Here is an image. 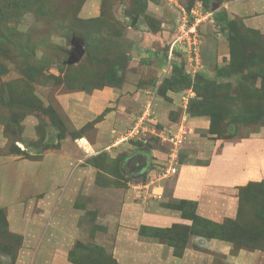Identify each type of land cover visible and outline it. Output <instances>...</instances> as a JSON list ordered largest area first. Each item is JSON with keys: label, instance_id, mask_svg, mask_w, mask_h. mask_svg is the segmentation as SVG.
<instances>
[{"label": "rangeland", "instance_id": "obj_1", "mask_svg": "<svg viewBox=\"0 0 264 264\" xmlns=\"http://www.w3.org/2000/svg\"><path fill=\"white\" fill-rule=\"evenodd\" d=\"M200 2L0 0V158L4 163H34L48 157L49 163L51 159L53 165L57 163L58 204L48 208L28 202L31 200L23 197L28 192H23L20 201L32 203L31 213L35 215L52 213L56 221L46 243L58 237L65 249L70 244L67 257L71 264H115L110 254L115 217L124 193L136 186V178L123 168L122 156L132 146L141 148L146 144L132 141L134 138L111 145L127 132L138 114H147L141 123L140 138L170 155V138L180 134L182 147L193 143L190 151L204 153L199 159L193 155L189 159L192 162H205L210 144L241 139L264 126V97H254L264 93V30L253 29L258 25L248 27L243 21V15L252 18L254 12L264 10V0H210L208 8L203 5L202 10L207 11L225 9L234 23L229 29L227 22L207 20L197 29L203 38L198 81L206 88H193L192 95L161 89V82L171 72L167 62L166 67L161 65L162 53L166 50L168 54L171 46L179 44L181 18ZM234 3L238 14L226 8ZM259 19L264 23L262 17ZM232 33L237 42L247 40L246 54H242L239 70L223 78L214 65L228 62V36ZM73 40L82 42L84 52L78 62L69 64ZM174 50V62L181 64L184 71L183 54L178 47ZM103 88L112 89L114 94V89L121 90L120 96L115 97L116 93L106 104L108 97L102 99L95 93ZM133 89L136 102L128 97ZM196 96L210 106L213 100L220 105L233 102L239 121L233 119L235 115L221 120L216 114L215 134L193 125L192 118L209 119L187 113L185 99ZM130 105L132 111L128 110ZM112 114V126L107 128L102 121L111 122L110 117H105ZM183 148L175 159L184 160ZM161 160L156 163L160 174L168 164ZM9 170L12 178L17 177L14 163ZM26 174L32 176L29 183L39 178L35 171ZM148 179L147 175L138 177L146 183ZM169 179L163 184L166 195L170 193ZM33 191L32 196L37 198ZM41 192L44 199L45 191ZM241 205L243 223L238 228L245 233L241 232L239 238L264 247V184L245 191ZM168 206L176 209L178 204ZM18 236L9 230L6 210L0 208V264L15 263L22 240ZM45 249L43 244L39 258ZM53 255L54 262L64 264V254Z\"/></svg>", "mask_w": 264, "mask_h": 264}, {"label": "crops", "instance_id": "obj_2", "mask_svg": "<svg viewBox=\"0 0 264 264\" xmlns=\"http://www.w3.org/2000/svg\"><path fill=\"white\" fill-rule=\"evenodd\" d=\"M235 5L236 3L226 8L234 11ZM235 13L238 14V11ZM252 15V18H249L251 15H243L244 23L249 25L248 27L250 24L258 25L253 29L263 31L264 23L259 18L264 19V10L256 11ZM114 90L117 96L110 88L96 90L95 93L102 95L100 96L102 99L106 95L108 97L106 104H108L109 99L120 96L121 90ZM135 90H131L128 97L136 102ZM104 104L103 101L101 108ZM128 110L132 111V105ZM107 117H110L111 122L104 120L102 123L105 122L104 126L109 128L112 126L113 114L107 115L105 119ZM191 123L200 126L204 131L209 127V120L203 118H192ZM103 132L104 130L101 133ZM192 145L193 143L189 147L178 148V153L182 148L184 149L183 161L178 158L172 161L169 153L160 152L147 145L141 148L132 146L128 151L124 162L134 157H142L145 160V167L139 175H147L150 179L144 187L137 189L132 187L134 190H128L123 196L121 195L122 201L114 221L115 229L110 251L112 259L117 264H264V251L236 248L230 241L190 234L178 256L174 252V247L166 242L151 235L139 236L138 231L141 226L156 229L190 226V220L184 218L180 211L168 206L170 203L177 204L181 201L196 202L195 214L200 218L216 224L227 222L231 225L240 224L241 190L246 189L250 184L264 182V126L244 138L210 144V154L205 162L189 160L193 155L197 159L204 155L200 151L197 153L190 151L193 149ZM198 146L197 142L196 147ZM160 160L162 163L164 161L168 163L161 172L170 165L176 170L173 175L168 176L171 178L168 180L170 182L168 195L165 194V185H163L167 177L162 176L160 171L157 172L159 167L156 163ZM172 162L174 163L171 164ZM11 163H14V167L18 169L17 177L14 178L9 170ZM125 163H122L123 168ZM27 171H35L36 178L39 177L36 183L30 182L32 188L29 183L32 176H28ZM125 172L136 175L131 170ZM58 181V165L57 163L53 165L52 159L49 163L48 157L34 163L18 160L4 163L0 158V208L6 210L9 230L22 239L14 264H60L56 263V260L53 261L55 259L53 252L64 254L63 263L71 264L67 257L71 249L70 244L68 246L70 248L65 249L64 244L60 246L58 237H54L51 244L46 243L51 237V229L56 221L52 213L35 215L31 213L33 204L25 205L31 200L28 202L35 201L36 205L45 204V207L54 208L58 204ZM42 190L45 191L44 199L41 197ZM30 191L36 192L37 198L33 197L35 193ZM23 192L28 193L23 195ZM22 195L28 199L26 203L20 201ZM43 244L46 247L45 254L39 258L38 251Z\"/></svg>", "mask_w": 264, "mask_h": 264}, {"label": "trees", "instance_id": "obj_3", "mask_svg": "<svg viewBox=\"0 0 264 264\" xmlns=\"http://www.w3.org/2000/svg\"><path fill=\"white\" fill-rule=\"evenodd\" d=\"M201 1H202L201 2L202 6L204 5L205 8L209 7L210 0H201ZM221 11L222 10L217 9L213 13V21L215 23L220 22V21L227 22L229 24V29H232L233 27L231 28V26H232V24L234 25V23L231 22L230 19L228 18L225 9L222 12ZM200 38H202V36ZM228 38H229V44H230L229 53H228L229 55H228V59H227L228 62L226 64H222V65H218V66L214 65V68L217 70L218 75L223 77V78H230L233 75L234 71L239 70L240 63L243 60L242 54L245 53V49H246L245 43L247 42V40H244V39L240 40L242 42H239V41L237 42L236 37L234 36L233 33L230 34V36H228ZM202 42H203V38L201 39V44L199 45V56H200V64L201 65H203V55H202L203 45H202ZM179 52H181V54H183L184 71H183L181 64L174 62L175 54H177V53H175V51H174V53H173L174 55L172 56V59H170L169 63H168V57H167L166 50L162 53V56H161V63L162 64L161 65L163 67H166V62H167L168 66L169 67L171 66L170 67L171 72L169 74L170 76L166 77V79L163 82H161V84H162L161 89L165 90V91H168L171 89H175V90H179V91H186L188 89H192V91H193V88L194 89L206 88L205 84L198 81V76H199L198 71L195 73L194 76H192L190 73H188V71H187L188 68H187V64H186V60H185V53L182 51H179ZM156 54H153V55H156ZM245 59L246 58H244V60ZM172 60H173V62H172ZM113 68H115V67H113ZM115 72H116V70L113 69L112 75L115 76ZM114 88H118V87H114ZM257 95L264 97L263 92H258V94L254 95V97H256ZM186 110H187V113L192 117H203V116H205V117L209 118L208 119L209 120V127L207 129V132L209 134H215L217 131V125L215 124V119L217 120V118L215 117L216 114H218V117H220L222 120L223 118L231 119V116L235 115V113H236L235 106L233 105V102H232V104L225 102L224 105H220L219 102H216L213 100V104L210 106L207 103H204L203 100L201 101V98H199V96H196L195 98H191V99L189 98L188 99ZM239 110L241 111L240 108H239ZM233 119L238 120L236 115L234 116ZM132 141L139 143V144L140 143L146 144L147 147L152 148V145L147 144L146 143L147 140H145L144 138L136 137L135 140H132ZM124 159H125V156H122V163L123 164L125 163ZM142 171L139 173H136V175L128 172V174L131 177L136 178V185L137 184H144V182H145L142 180H138V177H140L139 174L142 173ZM262 184H264V182ZM262 184H254V185L250 184V186H248L246 189L244 188L241 190V192H240V194H241L240 195V219H241V222L239 225H241V223H243V217L241 215V206H242L241 204L243 201L244 192L247 191L250 187L261 186ZM244 202H245V200H244ZM174 204H176V203H174ZM177 204H178V207L176 208V210L180 211L181 215L184 218L191 221L190 226H174V227L169 228V229H156V228H149L146 226H141L139 228V231H138L139 236L143 237L145 235H151V236L158 238L162 242L163 241L166 242L168 245L174 247V252L178 256L181 254L184 246L186 245V243H187L186 241H187L190 234L191 235H194V234L195 235H202V236H205L208 238H215V239L230 241V242L234 243V246L236 248L259 249V250L264 251V247L259 245V243L252 245L247 240L243 241V239L239 238L241 232L245 233L244 229L238 228L239 225H236V224L231 225L228 222L223 223V224H216L212 221H209V220H206V219H203V218L196 216V214H195L196 202L181 201ZM263 219H264V216H263ZM111 259H112V257H111ZM112 261L115 264H117L113 259H112Z\"/></svg>", "mask_w": 264, "mask_h": 264}, {"label": "built area", "instance_id": "obj_4", "mask_svg": "<svg viewBox=\"0 0 264 264\" xmlns=\"http://www.w3.org/2000/svg\"><path fill=\"white\" fill-rule=\"evenodd\" d=\"M202 3H198L197 7L195 6L189 12L186 14L183 9H181V12L186 15L182 16L181 18V27H179V32H180V40L179 44L176 46L173 45L170 47V50L167 54L168 57V63L170 59L172 58V54L175 51V47H178L180 51L185 53V60L188 68V73H190L192 76L195 75V73L199 70L198 66L200 64V56H199V45L201 44V38L199 34L197 33V29L199 26L203 23H205L207 20L209 23H213V13L215 12L214 10L210 9L209 11L207 10H202ZM188 95H192V90L188 89L187 91ZM189 98V97H188ZM188 98L185 99L184 105L187 104ZM147 114L146 113H140L138 114L137 118L135 117V121L133 125L127 129V132L124 134L119 135L115 139V142L111 146H114L115 144L121 143V142H127L128 140L134 139L136 137H139V130L141 127V123L143 120L147 119ZM82 143V145L85 144V141L82 139H79ZM170 141L173 144V151L170 154V158L172 161L175 160L176 153L178 151V146L182 143L181 136L179 134L176 136H172L170 138ZM80 145V146H82ZM85 147V146H84ZM172 162L171 164H173ZM175 168L170 165L168 168H166L161 175L164 177L171 176L175 173ZM145 184H137L136 186H131L133 188H139V187H144Z\"/></svg>", "mask_w": 264, "mask_h": 264}, {"label": "water", "instance_id": "obj_5", "mask_svg": "<svg viewBox=\"0 0 264 264\" xmlns=\"http://www.w3.org/2000/svg\"><path fill=\"white\" fill-rule=\"evenodd\" d=\"M215 8H217V7H215ZM215 8L214 9L212 8V10H216ZM135 20H136V17H133V21H135ZM72 45H73V49H72L70 56H69V59H68L69 64H74V63L78 62L80 60V58L82 57L83 52H84L81 41L73 40ZM144 167H145V160L140 156L129 159L125 163V166H124V168L126 170H131L135 173L141 172L144 169Z\"/></svg>", "mask_w": 264, "mask_h": 264}, {"label": "clouds", "instance_id": "obj_6", "mask_svg": "<svg viewBox=\"0 0 264 264\" xmlns=\"http://www.w3.org/2000/svg\"><path fill=\"white\" fill-rule=\"evenodd\" d=\"M200 3H201V2H200ZM216 10H217V9H216ZM216 10H214V11H216ZM186 91H187V90H186ZM186 91H185V92H186ZM189 98H190V97H189ZM189 98H188V99H189ZM186 106H187V104H186ZM186 106H185V107H186ZM79 139H80V138H79ZM79 139H78V140H79ZM180 146H181V145H180ZM176 157H177V155H176ZM175 160H176V159H175Z\"/></svg>", "mask_w": 264, "mask_h": 264}]
</instances>
